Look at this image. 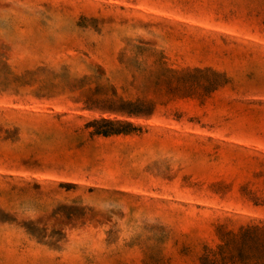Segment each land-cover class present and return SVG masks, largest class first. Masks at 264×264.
<instances>
[{
	"label": "rangeland",
	"instance_id": "374dc122",
	"mask_svg": "<svg viewBox=\"0 0 264 264\" xmlns=\"http://www.w3.org/2000/svg\"><path fill=\"white\" fill-rule=\"evenodd\" d=\"M247 225L264 0H0V264H201Z\"/></svg>",
	"mask_w": 264,
	"mask_h": 264
},
{
	"label": "trees",
	"instance_id": "16d2710c",
	"mask_svg": "<svg viewBox=\"0 0 264 264\" xmlns=\"http://www.w3.org/2000/svg\"><path fill=\"white\" fill-rule=\"evenodd\" d=\"M131 117L145 116L144 113L131 110L126 113ZM96 135L110 137L130 135L140 129L131 123L114 121H96ZM223 245L219 252L208 251L201 264H264V225H247L238 233L229 232L221 238ZM232 247V250L227 251Z\"/></svg>",
	"mask_w": 264,
	"mask_h": 264
}]
</instances>
